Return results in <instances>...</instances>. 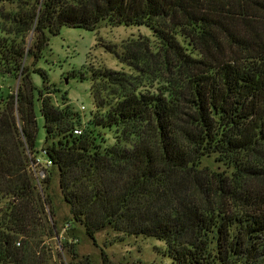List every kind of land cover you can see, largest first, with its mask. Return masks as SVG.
I'll list each match as a JSON object with an SVG mask.
<instances>
[{
  "label": "trees",
  "instance_id": "trees-1",
  "mask_svg": "<svg viewBox=\"0 0 264 264\" xmlns=\"http://www.w3.org/2000/svg\"><path fill=\"white\" fill-rule=\"evenodd\" d=\"M34 1L15 19L16 32L34 30L32 46L0 39V72L19 78L0 90V264H93L73 233L62 244L70 261L46 242L58 230L29 167L35 86L22 59H38L62 25L102 20L145 25L156 43L132 38L116 52L134 73H93L97 107L94 81L115 100L83 127L53 104L56 89L37 90L51 161L40 184L56 172L66 228L82 226L94 245L105 227L153 236L176 264H264V0ZM211 155L225 168L202 166ZM100 258L110 264L102 248Z\"/></svg>",
  "mask_w": 264,
  "mask_h": 264
},
{
  "label": "rangeland",
  "instance_id": "rangeland-1",
  "mask_svg": "<svg viewBox=\"0 0 264 264\" xmlns=\"http://www.w3.org/2000/svg\"><path fill=\"white\" fill-rule=\"evenodd\" d=\"M34 0H0V39L4 38L12 43L20 44L27 51L33 43L34 30L20 33L16 32L15 19L18 14H24L32 8ZM145 36L153 45L156 39L152 31L145 25H112L102 20L94 28L85 29L62 25L55 33H47V42L42 47L39 57L24 56L23 65L31 72L34 84L33 110L36 119L35 154L43 161L44 156L40 148L45 139L43 118L40 113V100L37 90L43 86L50 93L53 104L58 107L69 106L71 112H77L73 120L75 124H84L90 121L95 112L103 113L104 109L115 100V95L104 90L102 81H94L95 89L99 90L97 102L102 105L97 107L93 99L90 84L93 73L101 70H118L134 73L130 67L120 61L116 52L121 51L122 44L128 39ZM44 72L43 76L38 71ZM46 79V80H45ZM19 83L16 75L0 72V90L4 93L14 90ZM94 106L97 110L95 111ZM106 144L112 142V136L106 131ZM201 165L213 169H224L225 166L214 159V155L204 157ZM30 171L35 177L32 169ZM37 183V182H36ZM43 195L50 200L46 210L50 214V222L55 223L58 234H52L46 239L53 253L59 252L65 261H70L69 254L62 246L67 236L73 233L75 250L79 256L88 255L93 264H102L100 248L107 254L110 264H176L167 254L163 240L153 236L125 234L112 230L110 227L99 229L95 232L96 245L85 235L82 226L68 227L70 221L68 205L62 199L57 185V175L51 172L49 186L44 189L38 184Z\"/></svg>",
  "mask_w": 264,
  "mask_h": 264
},
{
  "label": "built area",
  "instance_id": "built-area-1",
  "mask_svg": "<svg viewBox=\"0 0 264 264\" xmlns=\"http://www.w3.org/2000/svg\"><path fill=\"white\" fill-rule=\"evenodd\" d=\"M80 133H81V129L79 127L73 129V134H80ZM40 152L44 156L45 151L40 149ZM28 156L30 157L29 167L32 169L33 173L35 174L36 182L40 184V182L46 177V168H49L51 166V161L45 158V156H44V160L41 161L36 154H32V153H28Z\"/></svg>",
  "mask_w": 264,
  "mask_h": 264
}]
</instances>
